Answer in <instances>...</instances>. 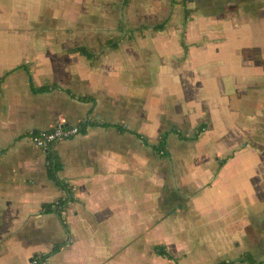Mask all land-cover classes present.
Returning a JSON list of instances; mask_svg holds the SVG:
<instances>
[{
  "label": "crops",
  "instance_id": "obj_1",
  "mask_svg": "<svg viewBox=\"0 0 264 264\" xmlns=\"http://www.w3.org/2000/svg\"><path fill=\"white\" fill-rule=\"evenodd\" d=\"M60 119L64 219L28 137ZM60 242L43 264H264V0H0V264Z\"/></svg>",
  "mask_w": 264,
  "mask_h": 264
},
{
  "label": "trees",
  "instance_id": "obj_2",
  "mask_svg": "<svg viewBox=\"0 0 264 264\" xmlns=\"http://www.w3.org/2000/svg\"><path fill=\"white\" fill-rule=\"evenodd\" d=\"M123 2L126 4L129 2V0H123ZM163 21L161 22H157L155 24H153L151 27H153L154 29H159L163 26ZM147 25H141L140 27H146ZM119 39L114 40V39H108L107 40V44L112 47L115 48L118 45ZM71 51H78L82 54H84L87 58H90L94 55V53L92 51H90L85 45H78L75 46L71 49ZM31 82V80H30ZM49 88L48 85H41L39 87H33L32 86V90H39V91H43V90H47ZM79 130H84L83 129V125L79 124L78 125ZM204 127L203 123H199L195 128L194 131L191 135H189V138L194 139L197 134L202 130V128ZM166 131H163L159 134L158 136V141L157 143H151L150 145L153 147V149L155 151L158 152V154L160 155H166V149H165V143H166ZM144 142L148 143L147 139L144 138ZM45 156H46V172L47 175L49 176V178H51L52 180H54V182L60 186L62 189H64L66 191V196L64 197H59L56 200L58 201L57 203H54V201L52 202H47L43 204V208L45 211H49V210H54L56 211L62 219H64L63 215H62V211L59 209V205H64L68 200H70L71 198V191L70 188L68 187V184L58 176L57 171L61 168V162L58 158V156L56 155V153L54 152L53 149H48L45 152ZM224 158L220 160L219 164H221L223 162ZM63 245V242L60 243H54V245L52 246V248L47 251V252H43V253H34L32 255V259L35 260L33 262H31L30 264H43L46 259L48 258V256H50L52 253L58 251L61 246ZM154 250L155 252H157L158 254L165 256L167 258H171V256L169 255L168 251L165 249V246L163 244H156L154 245ZM241 259H245L248 262H252L254 263V259L248 254V252H244V254L241 256ZM260 261H256V263H259ZM231 260H219L213 264H230Z\"/></svg>",
  "mask_w": 264,
  "mask_h": 264
},
{
  "label": "built area",
  "instance_id": "obj_3",
  "mask_svg": "<svg viewBox=\"0 0 264 264\" xmlns=\"http://www.w3.org/2000/svg\"><path fill=\"white\" fill-rule=\"evenodd\" d=\"M79 127L77 124H66L63 119L49 129H36L28 131V137L37 148L46 152L48 149H53L54 144L62 138H67L78 133ZM54 200V203H57ZM59 209L63 212L64 205L58 204ZM31 258L30 263L33 262Z\"/></svg>",
  "mask_w": 264,
  "mask_h": 264
},
{
  "label": "rangeland",
  "instance_id": "obj_4",
  "mask_svg": "<svg viewBox=\"0 0 264 264\" xmlns=\"http://www.w3.org/2000/svg\"><path fill=\"white\" fill-rule=\"evenodd\" d=\"M245 5H247V3H244Z\"/></svg>",
  "mask_w": 264,
  "mask_h": 264
},
{
  "label": "water",
  "instance_id": "obj_5",
  "mask_svg": "<svg viewBox=\"0 0 264 264\" xmlns=\"http://www.w3.org/2000/svg\"><path fill=\"white\" fill-rule=\"evenodd\" d=\"M31 260V259H30Z\"/></svg>",
  "mask_w": 264,
  "mask_h": 264
}]
</instances>
